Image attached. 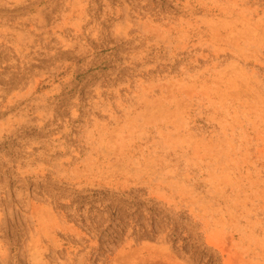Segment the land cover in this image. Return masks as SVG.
<instances>
[{"label": "rangeland", "instance_id": "obj_1", "mask_svg": "<svg viewBox=\"0 0 264 264\" xmlns=\"http://www.w3.org/2000/svg\"><path fill=\"white\" fill-rule=\"evenodd\" d=\"M0 264H264V0H0Z\"/></svg>", "mask_w": 264, "mask_h": 264}]
</instances>
